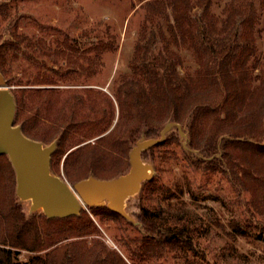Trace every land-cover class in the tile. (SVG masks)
Masks as SVG:
<instances>
[{"label": "trees", "instance_id": "16d2710c", "mask_svg": "<svg viewBox=\"0 0 264 264\" xmlns=\"http://www.w3.org/2000/svg\"><path fill=\"white\" fill-rule=\"evenodd\" d=\"M137 1L139 8L144 7L149 15L157 16L170 9L167 29L171 43H185L192 36L186 12L190 0ZM211 1L198 0L205 17ZM6 9L7 5L0 3V13H5ZM223 11L227 15L221 23L222 33L236 19H241L244 42L233 61L229 60L230 47L222 41L207 39L206 46L215 68L208 72L196 69L185 79L161 73L156 66L162 64L153 59L150 65L143 63L140 67L128 63L131 75L122 73L112 80L109 94L86 85L33 88L31 91L17 88L12 94L14 126L43 147L54 143L50 172L59 173L62 159L65 180L75 184L88 177L113 180L127 174L129 155L137 142L159 139L162 128L168 123L180 128L186 123L189 130L186 161L208 170L216 169L219 152L223 157L233 151L242 171L240 175L234 172V176L242 188L251 193L248 208L261 214V206H264V53L257 54L254 36L261 32L256 26L261 15L264 17V0H234ZM211 27L215 30L213 25ZM6 32L13 38L0 45L3 77L6 75L2 62L5 53L18 50L20 43H26L15 30L11 32L8 28ZM98 48L109 49V46L102 42ZM138 54L136 48L133 60ZM115 109L117 117L113 123ZM202 120L209 122L206 131L200 134ZM171 138L166 134L161 144L142 151L140 159L146 160ZM194 150L201 157L190 158ZM15 190L13 166L7 155L1 154L0 264H127L117 251L103 242L92 238L91 244H87L86 240L100 235L92 217L98 219V223L112 221L122 227L126 218L120 213L99 206L79 210L78 215L67 218L35 216L27 220ZM159 190L154 178L140 186L143 198L161 196L169 202L167 190ZM139 211L138 219L148 234L143 240L146 250L168 246L175 251L201 253L186 228L163 223L165 214L159 205L141 206ZM233 231L245 236L237 226H233ZM260 231L264 234V227ZM21 251L30 255L18 260ZM135 264L138 263L135 261Z\"/></svg>", "mask_w": 264, "mask_h": 264}, {"label": "rangeland", "instance_id": "374dc122", "mask_svg": "<svg viewBox=\"0 0 264 264\" xmlns=\"http://www.w3.org/2000/svg\"><path fill=\"white\" fill-rule=\"evenodd\" d=\"M232 1L212 0L205 17L198 0H190L186 12L192 36L185 43L174 44L167 29L171 20L169 8L154 16L144 7L139 8L137 0H0L7 5L6 12L0 13V45L13 38L6 32L8 28L26 39L18 50L7 51L2 59L6 89L12 95L17 88L31 91L86 85L109 94L112 80L122 73L131 75L128 63L140 67L143 63L150 65L153 59L163 65L157 64L158 71L171 73L178 80L192 75L196 69L211 71L215 64L206 46L207 39L222 41L230 47V61L244 42L240 18L223 33L220 31L227 15L223 9ZM256 28L261 30L259 36L257 32L254 36L257 54L261 55L264 53L262 15ZM102 42L109 49H99ZM136 48L139 54L133 60ZM116 113L115 109L113 123ZM208 122L202 120L200 134L206 131ZM186 125H182L181 132L172 126L167 133L172 137L170 141L141 160L150 166L148 174L156 180L159 191L167 190L170 201L162 200L161 196L145 199L139 187L123 204L127 217L122 227L112 221L98 223L92 217L100 235L86 238L87 244H91L92 238L101 241L117 251L127 264L135 261L138 264H264V234L260 231L264 227V206L261 214L248 208L251 193L235 178L242 171L234 152L223 157L219 152L216 169L192 165L185 159L189 150ZM194 155L201 157L196 150L190 153V158ZM59 164V173L51 174L72 187L74 184L64 178L62 159ZM18 201L27 220L45 216L41 209L30 210L31 200L19 198ZM156 204L164 211L163 223L186 228L201 253L175 251L168 246L146 250L143 240L148 234L138 219L139 210L141 206ZM87 208L83 205L80 210ZM233 226L243 230L245 236L234 233ZM29 255L21 251L17 259Z\"/></svg>", "mask_w": 264, "mask_h": 264}, {"label": "water", "instance_id": "95a60500", "mask_svg": "<svg viewBox=\"0 0 264 264\" xmlns=\"http://www.w3.org/2000/svg\"><path fill=\"white\" fill-rule=\"evenodd\" d=\"M5 83L0 72V156L7 155L13 166L17 198L31 200L30 210L41 209L49 219L78 215L81 206L99 207L104 202L110 211L127 217L123 211L125 200L139 190L142 182L150 179V166L141 161V152L161 144L172 126L181 132L179 125L168 123L162 128L159 139L136 143L129 155L127 174L113 180L88 177L71 187L50 172L54 143L43 147L39 142L26 138L20 128L14 126L15 102Z\"/></svg>", "mask_w": 264, "mask_h": 264}]
</instances>
